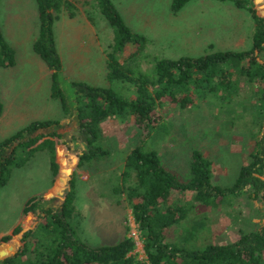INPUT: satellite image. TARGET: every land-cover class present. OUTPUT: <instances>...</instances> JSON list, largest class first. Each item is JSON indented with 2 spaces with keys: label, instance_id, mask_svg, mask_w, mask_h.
Here are the masks:
<instances>
[{
  "label": "trees",
  "instance_id": "16d2710c",
  "mask_svg": "<svg viewBox=\"0 0 264 264\" xmlns=\"http://www.w3.org/2000/svg\"><path fill=\"white\" fill-rule=\"evenodd\" d=\"M189 1L173 0L172 12L178 13ZM219 1L230 2L250 14V48L212 50L198 57L155 58L153 70L147 72L138 65L147 37L129 27L113 0H83L91 8L87 10L91 20V12L99 10L114 29L106 61L109 85L71 81L75 95L70 99L63 87L55 23L64 10L70 18L76 17L78 6L71 0H35L38 32L33 50L52 71L51 97L61 103L63 114L74 122L78 141L84 145L77 169L84 170L110 156L102 127L107 119L125 122L135 117L149 132L126 154L117 180L109 187L116 202H125L132 210L144 256L139 258L135 252L137 240L129 235V225L123 238L112 245L90 246L78 236L72 223L77 211L74 172L60 207L54 204L56 199L43 196L27 200L23 214L33 212L39 220L23 233L17 252L0 264H264V224L254 222V214L248 220L243 218L239 236L232 241L216 242L212 232L210 210L225 206L232 198L246 194L264 208V8H257L256 0ZM129 46H135V50L124 56ZM16 61V49L6 39L0 21V66L12 67ZM245 81L254 85L251 96L242 91ZM116 83L121 85L120 90L114 88ZM211 93L219 102L215 103L214 116L226 119L231 115L224 123L232 126L250 116V122L241 125L253 126L248 139L249 161L241 166L231 186L214 181V161L200 149L193 150L190 171L183 178L164 164L155 147L148 145L149 135L167 122L160 113H166L167 103L182 109L200 106L212 102ZM3 112L0 98V117ZM60 126L58 119L34 120L0 140V188L10 182L15 168L27 165L39 151L48 152L56 179L59 156L63 154L60 146L65 144ZM68 171L65 169V173ZM174 191L181 197L173 198ZM187 191L193 192L191 199L182 198ZM20 231L18 224L13 233ZM10 239L11 234H4L0 243Z\"/></svg>",
  "mask_w": 264,
  "mask_h": 264
},
{
  "label": "rangeland",
  "instance_id": "374dc122",
  "mask_svg": "<svg viewBox=\"0 0 264 264\" xmlns=\"http://www.w3.org/2000/svg\"><path fill=\"white\" fill-rule=\"evenodd\" d=\"M13 1L15 2L12 5H8L5 0L0 2L3 33L12 45H17L19 54L32 55L33 39L37 33L33 34V31L38 24L37 4L35 0ZM71 1L78 6L76 16L78 19H69L67 11L64 10L62 20L56 22L60 50L64 57L63 87L70 99L75 95L71 81H84L97 86L109 85L106 78L107 51L115 35L113 27L99 10L91 12L93 17L91 20L87 13L88 9L91 10L89 5L85 6L83 0ZM113 2L129 27L144 34L148 39L138 62L139 68L143 71L153 70L155 58L198 57L212 50H245L251 46L249 35L252 32L253 21L250 14L244 9L236 8L230 2L191 0L176 14L171 10L173 0H113ZM256 2L257 8L260 10L264 8V0ZM9 9L17 11V14L20 11L16 16L20 19L17 26L14 23H11V26L6 23V13ZM261 12L264 13V9ZM133 50L135 46H129L124 56ZM78 51L81 54L80 62H77ZM34 55L45 65L36 53ZM28 66L26 64L17 70L14 79L11 80L13 92L17 88L26 92L27 103L16 105L20 115L10 118L6 126L8 125L9 131L15 134L25 123L37 118L43 120L49 116L60 118L62 120L59 131L63 133L65 144L60 146L63 154L59 156L60 168L55 180L48 152L39 151L27 165L15 168L10 182L0 188V237L11 234L8 242L0 243V249L8 244H13L18 249L22 244L23 233L39 220L38 215L33 212L23 214L27 200L33 196L44 197L41 195L43 191L55 182L53 190L47 193V196L55 195L50 199H56L54 204L60 207L70 187L73 173L76 172L77 211L72 217V223L77 229L78 236L90 246L112 245L123 238L126 226L129 225V235L137 240L135 252L142 258L143 247L132 210L125 202L117 203L109 187L117 180L126 154L139 139L147 137L148 130L135 117L125 122L118 118L107 119L102 127L105 142L111 150L110 156L84 170L77 169L78 157L83 152L84 145L78 141L75 124L63 114L58 100L48 98L50 78L43 76L41 68L37 65ZM5 71L8 70L0 67V83L5 81V75L9 73ZM33 81L35 82L32 85ZM241 84L244 89L242 91L251 96L254 85L246 81ZM113 86L117 90L121 89L120 84L116 83ZM7 89L11 91L10 88ZM0 95L4 96V89H1V86ZM217 97L211 93L209 99L212 98V102L188 106L185 109L176 106L175 103H167L166 113L160 111L167 122L149 135L148 145L155 147L164 164L183 178H187L190 171L193 150L200 149L205 156L214 161V181L222 186H231L239 175L241 165L249 161L248 139L253 126L250 129L249 126L241 125L243 122L249 123L250 116L235 126L228 122L224 123V120L231 119V115L225 116L226 119L223 116L220 118L214 116ZM240 100L241 103L245 101L243 97ZM7 130L5 127V131ZM65 169L71 173L69 171L65 173ZM172 197L178 198L181 194L174 191ZM192 197L191 191L185 192L182 196L183 199ZM252 214L255 215L254 222L264 224L263 204L255 198L250 200L246 194L232 198L219 209L210 210L214 240L225 242L238 238L239 228L244 224L243 218L248 220ZM18 224L21 225V231L15 234L13 229Z\"/></svg>",
  "mask_w": 264,
  "mask_h": 264
},
{
  "label": "crops",
  "instance_id": "0c3cea01",
  "mask_svg": "<svg viewBox=\"0 0 264 264\" xmlns=\"http://www.w3.org/2000/svg\"><path fill=\"white\" fill-rule=\"evenodd\" d=\"M4 1V0H3ZM0 2H2V0L0 1ZM5 2L8 4V5H12V4H14V2L15 1H13V0H5ZM14 10L12 9H9L8 11H7V17L5 18V20H6V23L7 24H10V26H11V23L13 24H15V26H17L18 25V21L20 20V19H18L16 16H18V14L20 13V11H18L19 13L17 14V11L15 12H13ZM68 17V16H67ZM69 19H73V20H77L78 19V17H75V18H70V17H68ZM8 19V20H7ZM62 20V16H61V18L59 19V20H57L56 22L58 23V22H60ZM0 21H1V19H0ZM57 24L55 23V32H56V42H57V48H58V51H59V54H60V56H61V59H62V63H63V71H64V57H63V55H62V52H61V50H60V45H59V37H58V35H57ZM251 29H253V26H252V28ZM34 32H38V24H37V27H35V30L33 31V34H34ZM36 36H37V33H36V35H35V38H36ZM34 38V39H35ZM34 39H33V41H34ZM14 46V45H13ZM17 46V45H16ZM16 46H14L15 47V49H16V59H17V61H16V64L14 65V66H12V67H1L3 70H8V71H5V72H9V73H6V75H5V81H3L2 83H0V86H1V89H4V96H1L0 95V97H1V99H2V101H3V104H4V112H3V114H2V116L0 117V140H2V139H4V138H6V137H8V136H10V135H13L14 134V132H12V131H9V128H7V126H6V124H8V122H9V119L10 118H12L13 116H19L20 115V111H19V108H17L16 107V105L17 104H24V103H27V95H26V92L25 91H23V90H20V89H16V90H14V92H13V90L11 89L12 88V82H11V80H13L14 79V77H15V72L18 70L19 71V69L20 68H22L24 65H31V64H35V65H37L39 68H41V71L43 72V76H48V78H50V87H49V92H48V98L49 99H52V97H51V73H52V71L47 67V65L45 64V65H43V63H41V61H39V59H37V57H34L35 55V52H33L32 53V55H25V54H19L18 53V49H17V47ZM73 52H74V50H73ZM78 53V55H79V57L77 58V62H80L81 61V59H80V53H79V51L77 52ZM101 53H102V50H101ZM76 53H74V55H75ZM39 58V57H38ZM28 66V67H29ZM40 71V72H41ZM34 82L35 81H33L31 84L33 85L34 84ZM37 82V81H36ZM7 87L8 88H10L11 89V91H8V89H7ZM16 108H15V107ZM63 115V114H62ZM47 119H57V118H51L50 116L49 117H46ZM36 120H43V118H40V119H36ZM58 120H60V122H61V120L62 119H58ZM30 123V122H29ZM26 124H28V123H25V125ZM264 124V123H263ZM24 125V126H25ZM5 127H6V129H8L7 131H5ZM23 127V126H22ZM263 128H264V126H263ZM18 130V129H17ZM4 131V132H3ZM60 132V131H59ZM261 134V132L259 133V135ZM78 160H79V157H78ZM247 163V162H246ZM246 163H244V164H246ZM243 164V165H244ZM242 166V165H241ZM241 168V167H240ZM54 185H55V182H53L52 184H51V186H49L46 190H44L43 191V193L41 194V195H44V198L45 199H50V198H53L55 195H50V196H47V193H49V192H51L52 190H53V187H54ZM61 194H62V192H60ZM56 196H58V195H56Z\"/></svg>",
  "mask_w": 264,
  "mask_h": 264
},
{
  "label": "water",
  "instance_id": "95a60500",
  "mask_svg": "<svg viewBox=\"0 0 264 264\" xmlns=\"http://www.w3.org/2000/svg\"><path fill=\"white\" fill-rule=\"evenodd\" d=\"M80 158V157H79ZM70 172V171H69ZM71 173V172H70ZM64 181H67L66 178H63ZM65 200V197H64ZM17 248H15V245L8 244L6 247L0 249V260H3L7 257H10L14 255L17 252Z\"/></svg>",
  "mask_w": 264,
  "mask_h": 264
}]
</instances>
